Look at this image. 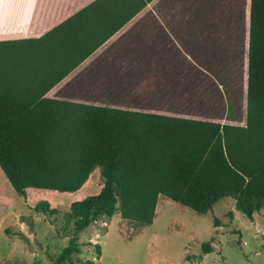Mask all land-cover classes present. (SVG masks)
Masks as SVG:
<instances>
[{"label":"trees","instance_id":"16d2710c","mask_svg":"<svg viewBox=\"0 0 264 264\" xmlns=\"http://www.w3.org/2000/svg\"><path fill=\"white\" fill-rule=\"evenodd\" d=\"M150 1L92 0L38 37L0 41L6 181L33 201L74 192L94 169L101 173V189L73 200L68 210L45 200L33 207L61 212L71 225L57 263L80 252L86 227L115 213L136 230L151 225L159 198L200 214L233 198L249 221L264 212V0H249L244 125L45 97ZM169 56L166 64L173 63ZM94 247L100 257V245ZM202 249L212 250L207 242Z\"/></svg>","mask_w":264,"mask_h":264},{"label":"rangeland","instance_id":"374dc122","mask_svg":"<svg viewBox=\"0 0 264 264\" xmlns=\"http://www.w3.org/2000/svg\"><path fill=\"white\" fill-rule=\"evenodd\" d=\"M176 1L154 0L141 12V21L146 19L142 27L146 32L173 33L178 48L173 47V54H169L173 59L171 66L166 64L170 61L168 55H161L163 63L157 59L154 68L137 72L134 76H138L137 83L142 77L141 86L132 93L131 100L118 99L116 94L104 90L93 95L104 104L138 105L153 111L244 125L249 0H188L186 4L192 8L186 7V16L192 14V19L203 15L207 19L206 29L202 18L195 19L199 32L207 36L202 47L193 43L191 34L176 35L180 29L173 25L176 20L170 16ZM151 12L159 16L160 23L148 17ZM194 29L190 28L192 32ZM106 72L101 73L109 77L110 71ZM109 81L113 78L109 77ZM102 182L96 168L74 192H50L26 201L0 170V264H86L90 259L96 264H264V212L249 221L229 197L220 199L204 214L160 198L156 219L140 230L126 220H117L120 215H115L110 224L112 218L98 220L79 234L78 241L83 243L80 252L57 263L55 258L67 244L71 225L67 226L61 212L49 215L36 212L33 207L45 200L52 208L68 210L73 200L97 193ZM205 242L212 249L207 253L202 249ZM95 243L100 245V257L95 254Z\"/></svg>","mask_w":264,"mask_h":264},{"label":"crops","instance_id":"0c3cea01","mask_svg":"<svg viewBox=\"0 0 264 264\" xmlns=\"http://www.w3.org/2000/svg\"><path fill=\"white\" fill-rule=\"evenodd\" d=\"M91 1L92 0H0V41L38 37ZM153 1L154 0L150 1L142 10L131 18V20L123 25L67 76L50 88L45 93V97L70 102L89 103L155 112L171 116L189 117L182 114L153 111L150 110V108L145 109L138 105L126 107L117 104H104L105 102H101V99L99 100L98 97L93 95L104 90L107 93L116 94L118 99L129 100L130 98L131 100L132 93L135 92L137 87L141 86L140 82L142 81L141 77V81L137 83L136 78L138 76L134 75L148 67L151 68L158 60L163 63V58H161L160 55H172L173 47L178 48V43L175 41L172 32L164 30V33L160 32V34H157L151 31L146 32L147 30L142 28L146 19L141 21V19L144 18L141 12ZM185 1L186 2L177 0L176 3H174L176 6L173 4L171 10V18L176 20L173 25L180 29L179 32H176V35L180 33L191 34L193 43L202 47L201 44L207 42V36L199 32L195 19L202 18L203 29H206L207 19H205L206 17L204 18L203 15L196 16V18L193 17L192 19H190L192 14L186 16V7L190 9L192 6L189 4L187 6L186 3L188 0ZM148 17L160 23V18L156 13L151 12ZM138 22H140L139 25ZM191 27L195 28L194 32L190 30ZM196 30L198 32H195ZM202 49L205 48L203 47ZM160 65L162 68L160 66L159 68H165L161 63ZM167 66L170 67L171 64H167ZM103 70L107 72L110 71L111 75L109 77L113 78L112 82L109 81L107 74L104 76L102 75L103 73L101 72ZM172 82L177 83L175 85L178 86L177 81L172 80ZM109 84L112 86L111 89H109ZM174 86L171 88L173 94ZM105 88L107 89L105 90ZM167 91L169 92L170 90L168 89ZM159 200L156 206V213L159 209ZM156 213L154 220L156 219ZM115 215L119 214L115 213L111 217L112 219L109 224L113 222ZM116 219L124 220L121 217H116Z\"/></svg>","mask_w":264,"mask_h":264}]
</instances>
